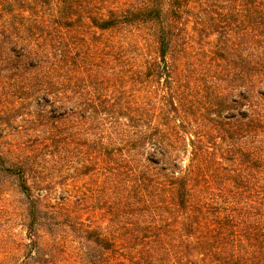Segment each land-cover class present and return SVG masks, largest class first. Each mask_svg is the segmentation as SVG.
Wrapping results in <instances>:
<instances>
[{
  "label": "trees",
  "instance_id": "trees-1",
  "mask_svg": "<svg viewBox=\"0 0 264 264\" xmlns=\"http://www.w3.org/2000/svg\"><path fill=\"white\" fill-rule=\"evenodd\" d=\"M5 5L19 28L0 46L31 72L24 93L82 135L59 201L0 150L28 220L10 264H56L57 230L67 264H264V0Z\"/></svg>",
  "mask_w": 264,
  "mask_h": 264
},
{
  "label": "rangeland",
  "instance_id": "rangeland-1",
  "mask_svg": "<svg viewBox=\"0 0 264 264\" xmlns=\"http://www.w3.org/2000/svg\"><path fill=\"white\" fill-rule=\"evenodd\" d=\"M10 9L9 5H5L4 11L0 13V45L5 42L3 46L7 47L8 35L13 27L19 28L17 19L8 14ZM41 11L42 13L33 10L29 18L34 19L36 13L41 14L44 20L51 12L47 6ZM32 30V42L44 41L43 37L38 36L41 28L34 27ZM44 31L42 32L45 33ZM22 34L30 32L23 30ZM3 46H0V123H7L0 127V150L4 152V164L9 166L17 155L24 157L27 160L25 168L28 171V181H39L42 193L50 190L53 200L59 201L58 195H66L72 191L73 185L67 187L65 183L72 184L70 180L75 174L72 167L77 161L81 132L76 127H64L63 122L50 118L48 105H44V102L36 103V91L24 93L23 87L27 82H22L31 76V72L14 54H5ZM43 87L42 90L38 89L40 93H45V86ZM30 89L37 88L31 86ZM54 126L58 127L57 130ZM68 132L74 137L73 143L66 149L62 148L61 142L56 143V146L54 140L61 141ZM95 182L82 175L78 184L92 186ZM32 191L35 193L37 190ZM24 205V196L18 189L16 176L8 170L0 169V264H10L21 254L20 241L25 240V224L28 221ZM91 214L100 218L99 212ZM85 217L93 219L91 215L83 216ZM63 234L60 230L54 233V240L58 245V257L54 260L56 264H67V244L63 240ZM46 236L47 233L44 232L42 237ZM75 245L74 243L72 247Z\"/></svg>",
  "mask_w": 264,
  "mask_h": 264
}]
</instances>
